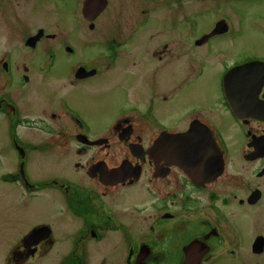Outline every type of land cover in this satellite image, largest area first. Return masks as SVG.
Returning <instances> with one entry per match:
<instances>
[{
    "label": "flooded vegetation",
    "instance_id": "flooded-vegetation-1",
    "mask_svg": "<svg viewBox=\"0 0 264 264\" xmlns=\"http://www.w3.org/2000/svg\"><path fill=\"white\" fill-rule=\"evenodd\" d=\"M86 1L0 0V37L24 49L21 74L0 57V185L15 175L24 195V236L0 238V264H190L194 243L198 264L245 247L264 264V120L245 115L258 87L226 81L264 61L237 45L243 16L264 37V0H92L95 16ZM191 128L212 154L172 153ZM43 210L53 219H33Z\"/></svg>",
    "mask_w": 264,
    "mask_h": 264
},
{
    "label": "rangeland",
    "instance_id": "rangeland-1",
    "mask_svg": "<svg viewBox=\"0 0 264 264\" xmlns=\"http://www.w3.org/2000/svg\"><path fill=\"white\" fill-rule=\"evenodd\" d=\"M255 0H244V4ZM263 0H256L254 5L262 3ZM253 5V6H254ZM241 8V7H240ZM243 24H240L239 40L237 45L239 46V52L241 55H255L264 56V37L255 29L252 24V20L247 24V17L243 16ZM258 18V17H253ZM255 25H261V19H254ZM249 25V27H248ZM21 33L13 32L6 33L0 37V57L1 54L7 52L11 54V66L13 68L20 69V74L23 72L24 66V49L21 46ZM74 42H80L79 35H75L72 38ZM16 72V70H14ZM14 86L17 84L14 83ZM12 172L15 173L19 167V158L16 155L15 150L12 152ZM46 169H51L49 163H44ZM22 188L20 184H4L0 185V238H11L15 244L20 238L24 236V195L22 194ZM51 206L47 209L50 211ZM33 219L52 220L53 216L49 215L45 210L36 214ZM68 229V225H67ZM249 250L245 247L241 251V255L234 262V264H247L249 257Z\"/></svg>",
    "mask_w": 264,
    "mask_h": 264
},
{
    "label": "water",
    "instance_id": "water-1",
    "mask_svg": "<svg viewBox=\"0 0 264 264\" xmlns=\"http://www.w3.org/2000/svg\"><path fill=\"white\" fill-rule=\"evenodd\" d=\"M103 7H104L103 1L92 3V0H88L85 3L84 11L90 13V12H92V9H93L94 12L97 14L103 9ZM261 73H263V77H264V63L259 62V61H252L250 63H247V64L242 65V66H238V67L232 69L229 72L228 77L230 78L231 75H235V76H239V77H247V78L253 76L254 79L257 81L258 80L257 78L259 75H261ZM259 83H261V82H259ZM228 99H229L230 105L232 106L234 112L237 115H244V114H241L239 112V110L236 108L239 105V104L237 105V102H233L236 100H232V98H230V97ZM252 99L254 100V102H255V100H257V93L254 94V97ZM247 115H253V116L264 119V110H262V112H260V111L256 110V107H254V105H253V109L249 113H247ZM203 133H204L203 131L196 130V129H192V130L186 132V135H185L186 155L197 153L198 149L200 148L198 141L200 139H204ZM207 136L209 137L210 135H207ZM206 147H207V149H209L210 144L207 143ZM207 153L210 154V152L208 150H207ZM259 240H262V238H260ZM186 252L190 256V259H191L190 264L199 263V261L202 259V256L204 254L202 247L199 245H196L195 243L192 244Z\"/></svg>",
    "mask_w": 264,
    "mask_h": 264
}]
</instances>
